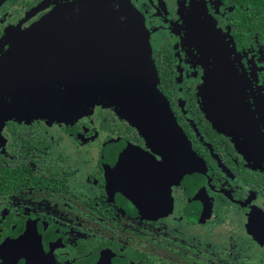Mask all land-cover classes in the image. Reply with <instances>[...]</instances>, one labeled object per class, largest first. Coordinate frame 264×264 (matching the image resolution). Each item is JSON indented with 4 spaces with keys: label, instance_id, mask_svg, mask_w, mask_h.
Segmentation results:
<instances>
[{
    "label": "flooded vegetation",
    "instance_id": "af4514ba",
    "mask_svg": "<svg viewBox=\"0 0 264 264\" xmlns=\"http://www.w3.org/2000/svg\"><path fill=\"white\" fill-rule=\"evenodd\" d=\"M73 1L0 0V59ZM127 1L174 135L146 139L114 106L86 112L63 87L3 96L38 116L0 118V155L20 176L0 195V264H264V0ZM215 66L231 81L205 93ZM59 103L69 118L44 111Z\"/></svg>",
    "mask_w": 264,
    "mask_h": 264
},
{
    "label": "water",
    "instance_id": "95a60500",
    "mask_svg": "<svg viewBox=\"0 0 264 264\" xmlns=\"http://www.w3.org/2000/svg\"><path fill=\"white\" fill-rule=\"evenodd\" d=\"M200 38L207 54L212 55L211 34L204 32ZM12 40L10 50L0 59V118L17 117L23 110L30 118L38 116L28 106L3 107V96L17 102L23 91L39 94L45 88L63 87L66 93L82 97L86 112L106 102L144 138L173 137L176 122L157 87L144 18L129 1L74 0L59 5ZM227 70L222 66L210 70L205 93L211 87L229 85ZM56 107L44 111L53 112V119L71 116L68 105L59 103ZM152 169L154 176L149 182L158 188L160 170L157 166Z\"/></svg>",
    "mask_w": 264,
    "mask_h": 264
},
{
    "label": "trees",
    "instance_id": "16d2710c",
    "mask_svg": "<svg viewBox=\"0 0 264 264\" xmlns=\"http://www.w3.org/2000/svg\"><path fill=\"white\" fill-rule=\"evenodd\" d=\"M8 162L0 155V195L3 194L7 183H14L20 181L18 166L14 164H7Z\"/></svg>",
    "mask_w": 264,
    "mask_h": 264
}]
</instances>
